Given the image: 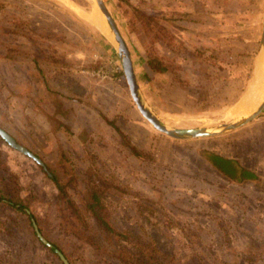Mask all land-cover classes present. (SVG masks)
Here are the masks:
<instances>
[{
  "label": "rangeland",
  "instance_id": "rangeland-1",
  "mask_svg": "<svg viewBox=\"0 0 264 264\" xmlns=\"http://www.w3.org/2000/svg\"><path fill=\"white\" fill-rule=\"evenodd\" d=\"M136 1L105 4L156 115L175 128L236 120L228 112L244 75L240 61L219 57L242 46L197 48L202 32L220 35L208 14L181 17L198 25L193 36L173 33L161 18L166 13L156 12L149 26H162L166 34L156 38L149 30V36L171 68L160 72L164 80L157 84L140 65L144 59L150 66L133 11L141 9L131 4L159 9L169 1ZM259 3L261 15L264 0ZM78 8L97 10L92 0H0V126L56 177L0 138V194L27 207L41 235L69 264H264V197L248 181L221 177L205 159L212 149L244 162L251 151L244 153L238 143L246 129L264 121V109L220 136L175 140L158 132L131 99L110 35ZM205 49L202 63L195 52ZM0 264L63 262L38 238L27 213L0 202Z\"/></svg>",
  "mask_w": 264,
  "mask_h": 264
},
{
  "label": "crops",
  "instance_id": "crops-1",
  "mask_svg": "<svg viewBox=\"0 0 264 264\" xmlns=\"http://www.w3.org/2000/svg\"><path fill=\"white\" fill-rule=\"evenodd\" d=\"M120 1L121 4L124 3L123 0ZM168 1V3H165L161 6L162 8L159 9H156L152 7L154 5H151L147 8H143L142 10V8H138L137 2L139 3V0L136 1L137 5L133 2L131 6L134 8L137 7L138 10L141 9L140 12L147 14V16H158L156 12H165L166 14L161 18L167 22L165 24L166 27L170 31H173V33L179 35H181L180 33L183 30L189 31L190 33L188 34L193 36L198 33V25L195 24L194 20L184 21L181 19L182 16H185V13H187L186 15H189L188 13L199 14L202 12L208 14L209 16L206 15V18H208L209 21H212V27L217 29L220 32V35L207 33L205 31L204 33L202 32V38L201 41H199L197 48L210 46L215 47L220 44L219 46L221 49L226 51L230 50L229 45L231 44H238V46H242L240 47V50L237 46L238 49L236 53L226 51V53H223V55H220L219 57L223 61L229 63L235 60L240 61L239 65L241 67L238 73L240 75H244V85L238 92L239 97L237 99H241L250 84L261 40L263 13L258 15V4H260L259 0H200L202 4L199 7L195 4H192L191 7H187V5H184L182 0ZM170 1H172L173 4L170 3ZM247 3H250V7L246 6V8H244ZM144 11H147V13ZM78 12H80L79 15L83 19L87 20L85 18L86 15L91 14L93 11L91 13H87L84 8H78ZM247 12H249L250 15L251 13H256V17L252 19V15L250 17L246 16L245 14ZM177 15H179V17ZM218 36L220 38H218ZM140 65L149 78L152 77L157 80V84L160 82V78L164 80V74L148 66L146 62L144 63V59ZM163 85L164 83L162 86ZM236 102L234 101L231 105L233 106ZM251 128L252 129H246L247 133L242 134L243 140L238 143V148H240V150L244 153L251 151L249 152L248 157L247 155H244V162L242 163L237 158L233 159L228 157L235 163L236 169L238 170L237 173L240 172L237 177H231V179L234 183H238V181H248V183H252L253 185L254 183H257L259 185V188H257L258 192L260 196L264 197V184H261L264 183V121H258ZM235 136L238 138L240 135L239 133H236ZM210 152L213 154L214 151L211 149ZM252 160H255V162H252ZM244 164H246V166Z\"/></svg>",
  "mask_w": 264,
  "mask_h": 264
},
{
  "label": "water",
  "instance_id": "water-1",
  "mask_svg": "<svg viewBox=\"0 0 264 264\" xmlns=\"http://www.w3.org/2000/svg\"><path fill=\"white\" fill-rule=\"evenodd\" d=\"M92 1L99 9L103 19L105 20L108 26V32L114 44V48L116 49V52L118 54L121 64V69L126 79V83L128 85V89L132 101L134 102L141 116L158 132L163 133L166 136L175 140H191L197 138L215 137V136L224 135L240 127H243L244 125L252 121L254 118H256L263 111L264 93L261 101L254 109L249 111L246 115H241L236 120H233L231 122L219 123L210 127H196V128H175L168 126L156 115V113L151 109V107L146 102L137 81L130 50L122 34L119 31V28L112 14L106 7L105 0H92ZM256 70H258L259 74L262 77V81L264 83V8H263L262 24H261V40L254 64L253 74ZM252 81H253V75L251 77V81L247 90L249 89ZM0 135L14 148L20 150L22 153L26 154L27 156L35 159L38 163H41L40 159H38L33 153H31L25 147L18 145L13 140V138L1 128H0ZM34 228L41 241L44 244H46L48 247H50L60 257V259L63 261L64 264H69L68 260L66 259V257H64L63 253L57 247H55L50 242L45 240V238L39 232L35 223H34Z\"/></svg>",
  "mask_w": 264,
  "mask_h": 264
},
{
  "label": "trees",
  "instance_id": "trees-1",
  "mask_svg": "<svg viewBox=\"0 0 264 264\" xmlns=\"http://www.w3.org/2000/svg\"><path fill=\"white\" fill-rule=\"evenodd\" d=\"M134 14H135V18H136V22L139 23V28L142 29L143 34H144V39H145V47H146V53H147V62L148 64L154 68L155 70L162 72V73H167L171 71V68L169 67V65L156 53L153 44H152V40L150 39L149 36V30L153 31L154 35L156 36V38H160L161 34H166L164 27H155L153 26H149L150 22H156L157 20L153 17H149V16H145L142 13H140L137 10H133ZM187 13H185L184 15H186ZM148 28V29H147ZM169 35V34H168ZM171 36V35H170ZM171 38L174 39V42L177 44H180L178 42L175 41V38L173 36H171ZM205 51H207V49L205 50H197L195 52V57L196 59L198 58L200 60V62H205L207 60V58L205 57ZM122 74V72H121ZM177 79V78H176ZM177 83L178 84H187L184 80L181 79H177ZM189 92V91H188ZM190 93V92H189ZM189 109L193 110V108L188 107ZM201 110V109H200ZM118 133L120 134V136L125 139L126 135L119 129H117ZM131 149L134 153L138 154L137 149L134 146H131ZM208 156H213L214 159L216 160H220L221 157L219 156H214L211 153H208ZM45 172L52 178V179H56L54 173L47 168L45 170ZM57 187L59 188V190L63 193L64 192V187L60 184V183H56ZM31 220L33 222V224L35 223L34 218H32L31 216Z\"/></svg>",
  "mask_w": 264,
  "mask_h": 264
},
{
  "label": "bare ground",
  "instance_id": "bare-ground-1",
  "mask_svg": "<svg viewBox=\"0 0 264 264\" xmlns=\"http://www.w3.org/2000/svg\"><path fill=\"white\" fill-rule=\"evenodd\" d=\"M87 15L85 18L90 23H92L103 33L106 34L108 33L109 35L108 26L105 20L103 19L98 8L88 16ZM263 93H264V83L262 81V77L259 74L258 70H256L253 74V81L251 82L249 89L245 92L244 96L229 109L228 116L239 117L241 115H246L249 111H251L253 108H255L258 105V103L261 101L263 97Z\"/></svg>",
  "mask_w": 264,
  "mask_h": 264
},
{
  "label": "flooded vegetation",
  "instance_id": "flooded-vegetation-1",
  "mask_svg": "<svg viewBox=\"0 0 264 264\" xmlns=\"http://www.w3.org/2000/svg\"><path fill=\"white\" fill-rule=\"evenodd\" d=\"M0 128L2 129V130H4L6 133H8V135H10L12 138H13V140L18 144V145H20V146H22L20 143H18L17 141H16V139L14 138V136H12V134H10L7 130H5L3 127H1L0 126ZM0 138L8 145V146H10L11 148H13V149H15V150H18V149H16V148H14L12 145H10V143H8L1 135H0ZM22 147H24V146H22ZM27 149V148H26ZM19 152H21L20 150H18ZM214 152H213V154L212 155H214V156H219V157H221L220 158V160H216V159H214L213 158V156H206L205 157V159L208 161V162H210L211 163V165H212V167L216 170V172L218 173V175H220L221 177H224L225 179H228V181L229 182H232V179H231V177L233 178V177H237V175L238 174H240V172L239 173H237V169H236V165H235V163L232 161V159H230V158H228L227 156H222V154H220L219 152H215V150H213ZM31 152V151H30ZM22 153V152H21ZM32 153V152H31ZM24 154V153H23ZM26 155V154H25ZM234 159V158H233ZM38 163V162H37ZM39 165L42 167V169L43 170H46L47 168L45 167V165L43 164V162H41V163H39ZM245 166H246V164H244ZM239 184H244V183H239ZM262 185L264 184V183H261ZM253 185V184H252ZM254 185H255V187L256 188H259L258 186V184L257 183H254ZM253 185V186H254ZM261 185V186H262ZM264 186V185H263ZM218 187H220V186H218ZM254 187V188H255ZM223 188V187H222ZM228 190V189H227ZM0 202H2V203H5V204H7V205H9V206H12V207H14L15 209H17L18 211H24L25 213H27L28 215H29V218H30V220H31V213L28 211V209H27V207L24 205V204H22V202H20V201H16V200H14L10 195H6V193L5 194H0ZM32 218H34L33 216H32ZM34 220H35V218H34ZM31 222H32V220H31ZM32 224H33V222H32ZM35 224H37V223H35ZM34 225V224H33ZM38 228V227H37ZM35 229V228H34ZM38 230H39V228H38ZM40 231V230H39ZM36 232V231H35ZM37 234V233H36ZM39 238V237H38ZM40 239V238H39ZM41 240V239H40ZM249 257V256H248ZM253 258V257H252ZM254 259V258H253ZM62 261V260H61ZM246 261H248V262H250V259L249 260H246ZM252 261V260H251ZM63 262V261H62ZM64 264V263H63Z\"/></svg>",
  "mask_w": 264,
  "mask_h": 264
}]
</instances>
